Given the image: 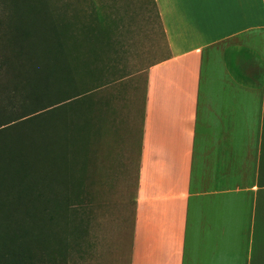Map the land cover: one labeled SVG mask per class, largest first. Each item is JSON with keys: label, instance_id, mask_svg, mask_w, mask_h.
I'll return each mask as SVG.
<instances>
[{"label": "crops", "instance_id": "obj_1", "mask_svg": "<svg viewBox=\"0 0 264 264\" xmlns=\"http://www.w3.org/2000/svg\"><path fill=\"white\" fill-rule=\"evenodd\" d=\"M129 264H264V0H152Z\"/></svg>", "mask_w": 264, "mask_h": 264}, {"label": "trees", "instance_id": "obj_2", "mask_svg": "<svg viewBox=\"0 0 264 264\" xmlns=\"http://www.w3.org/2000/svg\"><path fill=\"white\" fill-rule=\"evenodd\" d=\"M11 6L0 47V264L62 263L84 234L81 139L93 132V95L106 83L80 48L93 59L99 31L55 19L46 0ZM93 16L103 19L96 8Z\"/></svg>", "mask_w": 264, "mask_h": 264}, {"label": "rangeland", "instance_id": "obj_3", "mask_svg": "<svg viewBox=\"0 0 264 264\" xmlns=\"http://www.w3.org/2000/svg\"><path fill=\"white\" fill-rule=\"evenodd\" d=\"M11 1L0 0V47L5 39L2 25L10 16ZM46 3L55 19H70L76 29L97 24L95 57H88L84 42L80 54L81 60L88 62L85 68L106 83L93 95V132L87 140L81 139L87 158L85 185H89L87 196L81 198L85 209L81 219L83 238L67 260L56 264H129L145 70L164 54L153 2L46 0ZM95 8L103 18L100 23L93 18ZM102 31L104 35H100ZM80 118L86 116L79 115Z\"/></svg>", "mask_w": 264, "mask_h": 264}]
</instances>
